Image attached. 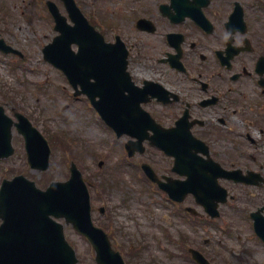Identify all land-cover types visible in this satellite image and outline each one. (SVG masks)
<instances>
[{"label":"flooded vegetation","instance_id":"flooded-vegetation-1","mask_svg":"<svg viewBox=\"0 0 264 264\" xmlns=\"http://www.w3.org/2000/svg\"><path fill=\"white\" fill-rule=\"evenodd\" d=\"M49 1H44L47 8ZM100 3L103 13L116 14L117 21L110 26L102 16L97 21L101 31L112 32L109 40L120 37L134 56L130 53L129 67H147V79L169 92L167 102L153 99L148 104L161 126L158 130L168 136L178 130L185 146L190 141L195 158L183 163H196L206 188L217 183L226 190L229 199L220 205L221 212L242 214L244 233L226 235L234 246L230 252L223 247L228 260L264 264V0ZM133 80L143 87L145 79L138 81L134 75ZM149 136V164L159 181L168 185L187 180L174 171L175 158L152 145L155 128ZM148 182L158 188L156 182ZM192 204L197 206V201L190 195L182 204V219ZM238 220L234 217L236 224ZM211 229L217 233L216 225ZM206 248L199 251L210 264H217L219 256Z\"/></svg>","mask_w":264,"mask_h":264},{"label":"rangeland","instance_id":"rangeland-1","mask_svg":"<svg viewBox=\"0 0 264 264\" xmlns=\"http://www.w3.org/2000/svg\"><path fill=\"white\" fill-rule=\"evenodd\" d=\"M77 1L89 19L98 21L103 16L110 26H116V14L103 13L100 0ZM61 10L67 15L63 7ZM49 18L38 0H0V34L23 55L21 58L0 52V104L11 117L15 112L28 117L52 148L50 170L33 171L27 163L24 139L14 130L15 153L0 161V185L4 179L24 175L45 189L52 181L68 180L74 159L88 184L93 221L109 235L126 264H195L189 249L205 246L212 255L219 256L217 264L233 263L223 251V245L229 252L234 248L230 239L219 228L216 234L212 233L209 224L192 230L191 218H187L186 224L176 216L175 207L165 202L159 191L147 187L142 171L137 175L126 167L119 145L125 144L127 138L117 139L89 107L86 98L76 101L64 74L45 61L43 49L58 35L48 25ZM101 26L98 24L100 31ZM103 34L108 41H113L109 40L112 36L109 29ZM129 70L138 81L148 75L147 67L135 69L131 65ZM75 150L80 154H75ZM151 157L146 152L137 161L141 166ZM101 207L106 208L103 214L99 212ZM234 217L239 218L237 224ZM241 217L242 214L225 209L216 223L238 235L245 229ZM65 234L77 252L79 264H96L92 246L84 237L70 225L65 226ZM182 239L187 240L186 246ZM208 239L209 245L205 243Z\"/></svg>","mask_w":264,"mask_h":264},{"label":"water","instance_id":"water-1","mask_svg":"<svg viewBox=\"0 0 264 264\" xmlns=\"http://www.w3.org/2000/svg\"><path fill=\"white\" fill-rule=\"evenodd\" d=\"M67 6L75 27L58 17L61 36L44 50L45 59L62 69L72 83L80 84L93 105L119 136L131 134L140 137L147 129L150 116L140 106L146 101L147 88L139 90L131 82L127 69L128 53L123 44H105L72 0ZM79 52L72 51V44ZM0 49L12 50L0 39ZM94 79L95 82H91ZM126 91L130 95H126ZM81 93L77 92L76 95ZM157 95L155 91L153 93ZM99 98V100H97ZM19 132L26 137L31 166L38 170L49 167L50 149L40 132L22 115H17ZM13 121L0 106V158H8L12 147ZM145 137L139 138L142 145ZM172 154L179 141L171 140ZM143 150V149H142ZM151 173L150 170H147ZM186 193H196L197 178L191 172ZM179 194V188L176 189ZM184 192L183 190H181ZM178 196V195H176ZM52 217L65 218L68 224L88 237L96 250L98 264H124L103 231L91 220V205L87 187L75 165L72 177L65 183H53L41 191L34 182L23 176L5 180L0 190V264H76L72 247L64 236V228Z\"/></svg>","mask_w":264,"mask_h":264}]
</instances>
